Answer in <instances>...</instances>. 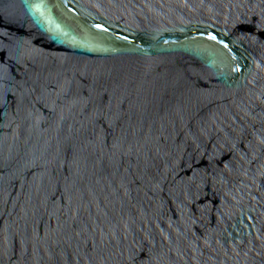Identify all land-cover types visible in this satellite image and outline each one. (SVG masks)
<instances>
[{
  "label": "water",
  "instance_id": "1",
  "mask_svg": "<svg viewBox=\"0 0 264 264\" xmlns=\"http://www.w3.org/2000/svg\"><path fill=\"white\" fill-rule=\"evenodd\" d=\"M0 264H264V0H0Z\"/></svg>",
  "mask_w": 264,
  "mask_h": 264
}]
</instances>
